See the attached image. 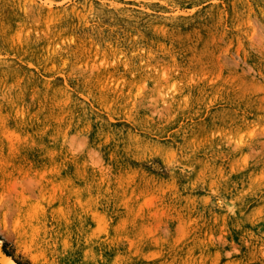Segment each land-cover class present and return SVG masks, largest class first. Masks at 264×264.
Returning <instances> with one entry per match:
<instances>
[{
	"label": "rangeland",
	"instance_id": "obj_1",
	"mask_svg": "<svg viewBox=\"0 0 264 264\" xmlns=\"http://www.w3.org/2000/svg\"><path fill=\"white\" fill-rule=\"evenodd\" d=\"M0 246L264 264V0H0Z\"/></svg>",
	"mask_w": 264,
	"mask_h": 264
},
{
	"label": "water",
	"instance_id": "obj_2",
	"mask_svg": "<svg viewBox=\"0 0 264 264\" xmlns=\"http://www.w3.org/2000/svg\"><path fill=\"white\" fill-rule=\"evenodd\" d=\"M9 259L13 264H15L10 258H8L2 251V248L0 246V264H7L6 260Z\"/></svg>",
	"mask_w": 264,
	"mask_h": 264
},
{
	"label": "bare ground",
	"instance_id": "obj_3",
	"mask_svg": "<svg viewBox=\"0 0 264 264\" xmlns=\"http://www.w3.org/2000/svg\"><path fill=\"white\" fill-rule=\"evenodd\" d=\"M7 264H13L9 259L6 260Z\"/></svg>",
	"mask_w": 264,
	"mask_h": 264
}]
</instances>
